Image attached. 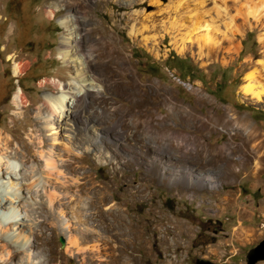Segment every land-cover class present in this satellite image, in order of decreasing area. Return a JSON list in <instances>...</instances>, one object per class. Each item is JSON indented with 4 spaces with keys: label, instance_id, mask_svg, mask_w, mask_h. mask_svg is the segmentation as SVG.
Listing matches in <instances>:
<instances>
[{
    "label": "rangeland",
    "instance_id": "obj_1",
    "mask_svg": "<svg viewBox=\"0 0 264 264\" xmlns=\"http://www.w3.org/2000/svg\"><path fill=\"white\" fill-rule=\"evenodd\" d=\"M53 1L0 0V138L22 153L21 144H32L40 156L25 164L41 168L23 184L27 190L36 183L28 194L38 201L32 217L42 227L52 223L47 233L59 257L53 264H247L264 239V96L255 100L243 90L252 72L264 82L263 0H95L93 22H86L94 29L85 37L99 38L94 66L104 85L83 74L81 55L62 58L60 44L80 35L61 24L71 16L65 6L55 17L48 13ZM202 18L214 26L210 58L199 57L189 29L177 31L184 52L162 35L163 24L186 27ZM20 87L28 102L16 105ZM87 88L100 93H89L80 107L98 124L120 121L132 138L144 132L155 149L188 138L189 147L174 151L189 154L197 169L216 168L215 184L175 186L152 173L147 160L122 164L114 142L89 143L90 132L71 114L73 94ZM56 97L64 102L53 106ZM229 165L231 175L224 172ZM31 242L33 259L43 261V246Z\"/></svg>",
    "mask_w": 264,
    "mask_h": 264
},
{
    "label": "bare ground",
    "instance_id": "obj_2",
    "mask_svg": "<svg viewBox=\"0 0 264 264\" xmlns=\"http://www.w3.org/2000/svg\"><path fill=\"white\" fill-rule=\"evenodd\" d=\"M94 1L95 0H54L48 13L55 17L57 11L65 6V9L68 11V14H71V16L70 18L67 16L62 19L61 24L64 25V27L67 25V28L69 27L71 32L76 31L78 33L77 35L80 36L68 38L67 41H63L60 44L59 49L63 54L62 58L66 60L71 55H81L83 61L81 70L83 71V74L88 75L93 81L104 85L105 79L94 66L97 59L99 60V56L94 54V48L99 44V38L94 36L87 39L85 37L86 32L94 29V27L92 28L86 25V22H93L91 13ZM151 1H154L157 4L159 3V0ZM173 1H175V5L183 3V0H180L179 2H176V0ZM262 3L264 5V0ZM163 25V37L164 34L171 35L172 43L175 44L179 51L184 52L186 46L184 35L182 34L183 36L181 35L178 37L177 31L179 28L184 30L189 29L190 31L185 32L187 36L191 33L197 34L195 40L197 41L199 49L197 52L199 57L206 56L207 58H210L212 56L211 51L214 49L213 46L217 42L213 38L212 29L214 26H212L210 20L202 18L200 22H193L186 27L177 22H168ZM148 38L152 40L155 45H159L161 42L159 39L160 37L155 39L154 37L149 36ZM73 47H75V49H73ZM262 64H264V60L262 61ZM14 71L15 73H17V71L21 72V64H16ZM53 82L55 84L57 83L55 79ZM243 90L244 93L249 95L252 99L259 101L262 100L264 96V82H262L260 75L256 71L248 76V81L244 85ZM93 92L95 94L100 93L98 90L92 91L90 88H87L83 95L73 94L76 102L75 106H73L74 110L71 112L73 117L77 118V120L84 125V128L90 132L91 138L88 140L89 143H93V145L98 148H105V146H109V144L114 142V145L117 148L123 150L124 157L121 160L122 164H125L126 166H135L139 163V160L142 162L147 160V167L152 173L156 174L164 181L168 179L169 183L175 186L200 188L211 186L215 180H217L216 168L207 167L205 169H197L189 164V157L187 158L189 154L181 155V152L178 154V152L174 151V149L181 151L182 148H185L187 146L188 138L178 141V143L174 145V148L172 147L174 143L170 145L171 143L167 140L169 144L164 143L165 145L163 144L155 149L150 142H147L148 139L146 140V134H144V132L140 131L142 132L141 134L140 132L139 134L136 132L132 138V136L130 137L127 133L126 127L120 121L115 122L113 126L109 127H105L103 124H98L95 118L86 114L83 110L84 108L80 107L81 102L83 101L86 103L88 94ZM51 101L53 106H55L56 103L64 102L60 97H56L53 100L51 99ZM13 102L16 105L27 104L28 100L21 87L14 93ZM46 105L48 106L49 104L47 103ZM56 110L57 109L55 108H51L53 115H56ZM53 120L55 119L53 118L52 121ZM132 124L135 127L142 125L136 118L132 119ZM8 137H10V135ZM10 138L13 139L12 137ZM9 144H11V141L7 137L0 138V249L3 251L0 255V262L2 264H13L11 259L20 254L22 257L20 264H53L54 260L59 257L54 254L51 247V238L47 233V230L52 227V223L49 222L42 227L41 224L36 222L32 217L37 211L36 208L38 201L35 200L34 197V201H30L28 194L35 191L33 189L35 188L36 183L32 185L30 189L27 188V190L26 184H23L24 181L29 179L28 177L31 176V173L35 175L39 172V168H41L31 167V169L28 170L25 168V164L31 160L38 159L40 156L35 152L34 146L27 142L21 144V147L24 146L25 148V152L23 153L20 151L21 148L14 150L9 147ZM200 148L194 147L191 148V151L194 152L197 150L198 153H201L202 149ZM89 156L90 154H85L82 158L87 159ZM136 156H138L137 161H135ZM12 160L16 161V163H12ZM19 161H22L24 165L22 166ZM190 161H194V159H190ZM224 172L227 175L233 174V166H226ZM129 186H132V184L129 183ZM22 207H25V213L23 212ZM80 209L81 208L78 207L76 215L79 219L84 221L85 217L81 214ZM29 210H31V212H29ZM118 218H120L121 221H124L123 216ZM91 237L90 234L85 238ZM32 238H37L39 243L43 246V261L42 259L40 261L33 259L32 254H34L35 250L31 245V241H33ZM73 240L74 239L72 238L69 239L68 243H74Z\"/></svg>",
    "mask_w": 264,
    "mask_h": 264
},
{
    "label": "water",
    "instance_id": "obj_3",
    "mask_svg": "<svg viewBox=\"0 0 264 264\" xmlns=\"http://www.w3.org/2000/svg\"><path fill=\"white\" fill-rule=\"evenodd\" d=\"M62 247L65 246V239L63 236L60 237ZM264 260V239L261 240L255 247H253L247 254V264H257L259 261ZM197 264H216L209 260L200 259Z\"/></svg>",
    "mask_w": 264,
    "mask_h": 264
},
{
    "label": "trees",
    "instance_id": "obj_4",
    "mask_svg": "<svg viewBox=\"0 0 264 264\" xmlns=\"http://www.w3.org/2000/svg\"><path fill=\"white\" fill-rule=\"evenodd\" d=\"M251 36H252V34L249 33V34H248V38H250ZM245 43H246V42H245ZM174 59H176V61L181 62V63H183V62L185 61L184 59L179 58V57L176 56V55H174Z\"/></svg>",
    "mask_w": 264,
    "mask_h": 264
}]
</instances>
